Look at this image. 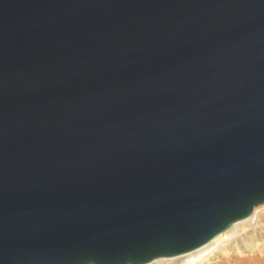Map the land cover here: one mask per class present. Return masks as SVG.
<instances>
[{
	"label": "water",
	"instance_id": "1",
	"mask_svg": "<svg viewBox=\"0 0 264 264\" xmlns=\"http://www.w3.org/2000/svg\"><path fill=\"white\" fill-rule=\"evenodd\" d=\"M264 205V0H0V264H149Z\"/></svg>",
	"mask_w": 264,
	"mask_h": 264
},
{
	"label": "rangeland",
	"instance_id": "2",
	"mask_svg": "<svg viewBox=\"0 0 264 264\" xmlns=\"http://www.w3.org/2000/svg\"><path fill=\"white\" fill-rule=\"evenodd\" d=\"M245 223L242 226H246ZM237 229L236 237L219 245L207 259L199 264H264V214L258 223L242 232ZM153 264H182L181 260L159 261Z\"/></svg>",
	"mask_w": 264,
	"mask_h": 264
},
{
	"label": "bare ground",
	"instance_id": "3",
	"mask_svg": "<svg viewBox=\"0 0 264 264\" xmlns=\"http://www.w3.org/2000/svg\"><path fill=\"white\" fill-rule=\"evenodd\" d=\"M262 214H264V205L257 206L252 210L251 214L248 217L239 222L234 223L233 225H231V227H229V229L214 237L210 242H208L200 249L176 258L156 259L149 264H153L156 262L158 263L159 261L168 262L173 260H181L182 264H199L203 260L207 259L210 255H212V253L217 247H219V245H224L226 242L236 237L237 229H239L240 226L244 225L245 223H248V225L242 226V232L248 231L250 229V226H255L258 223Z\"/></svg>",
	"mask_w": 264,
	"mask_h": 264
}]
</instances>
